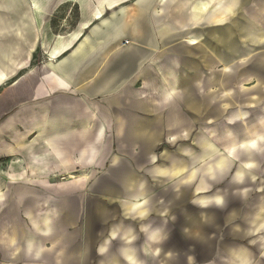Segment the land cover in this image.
Wrapping results in <instances>:
<instances>
[{
    "label": "crops",
    "instance_id": "0c3cea01",
    "mask_svg": "<svg viewBox=\"0 0 264 264\" xmlns=\"http://www.w3.org/2000/svg\"><path fill=\"white\" fill-rule=\"evenodd\" d=\"M262 117L264 0H0V264H249L261 206L167 193L158 150L257 178Z\"/></svg>",
    "mask_w": 264,
    "mask_h": 264
},
{
    "label": "rangeland",
    "instance_id": "374dc122",
    "mask_svg": "<svg viewBox=\"0 0 264 264\" xmlns=\"http://www.w3.org/2000/svg\"><path fill=\"white\" fill-rule=\"evenodd\" d=\"M66 25L70 28L74 27V23L70 21H68ZM236 26L237 25L233 22L232 27L236 28ZM245 28L250 30L252 29V26H249L247 24ZM12 42L13 41H11V43ZM6 43L7 46L12 45L10 44V40L8 39ZM27 48L29 47L27 46ZM24 57H26V54ZM260 124L264 128V117L261 118ZM220 136L221 134H219V136L210 137V135L206 133L197 132V134H195V137H197V139H195L194 137L191 142L182 141L181 143L179 142L180 144L176 143L175 147L166 148L165 146H163L159 148L158 151L162 153V160L165 162V166L171 169L177 168V175H180V173H182L179 180H166L163 187H165L166 192L168 193V191H171L174 186H179V184H181L182 188H184L185 183L188 182V179L190 180V178H198L199 183L203 181V183L207 185V190L210 194L214 193L225 195L226 197H228V200L231 201V203L234 200H238L239 203L245 205L246 207L260 205L264 213V163L260 168L261 173L257 175V178H251L252 176H250L245 171L246 175L244 177V180L240 182L236 181L235 175L237 171H239V168L238 165H235L234 163L231 166L228 174L220 175L219 171H222L227 166L232 164L231 158L234 155L233 152L235 149V147H231L229 149L227 148V151L225 149H222ZM236 141V136L232 135V139L228 142L234 143ZM255 141L256 139L245 140L242 146L247 145L248 147L254 148L249 145L251 142ZM232 145L234 146V144ZM167 168H164V171L159 170L160 173L166 174L168 172ZM206 173L209 175H206ZM203 189L204 186L201 185L199 187V190ZM2 198L3 195L1 194L0 199ZM166 199L168 201L170 197L167 196ZM255 239L256 240L254 241V243H252L251 239L245 240V242L243 243L244 246H242V248L253 247L252 249L254 250V254L252 253L251 258L249 257V264H264V228L261 231V234H258ZM258 240H260V243L257 245L256 242ZM249 244L255 245L250 246ZM189 262L192 261L189 260Z\"/></svg>",
    "mask_w": 264,
    "mask_h": 264
},
{
    "label": "bare ground",
    "instance_id": "6f19581e",
    "mask_svg": "<svg viewBox=\"0 0 264 264\" xmlns=\"http://www.w3.org/2000/svg\"><path fill=\"white\" fill-rule=\"evenodd\" d=\"M193 42H197L196 40L192 39ZM24 70V69H23ZM2 77L4 78V75H2ZM6 77V76H5ZM8 82V81H7ZM254 145H256L255 142H251L249 146L254 147Z\"/></svg>",
    "mask_w": 264,
    "mask_h": 264
}]
</instances>
